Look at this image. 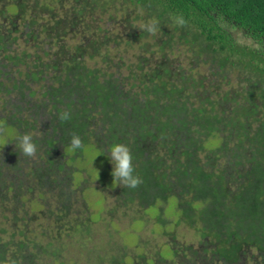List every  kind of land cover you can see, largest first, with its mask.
Instances as JSON below:
<instances>
[{"label": "trees", "instance_id": "obj_1", "mask_svg": "<svg viewBox=\"0 0 264 264\" xmlns=\"http://www.w3.org/2000/svg\"><path fill=\"white\" fill-rule=\"evenodd\" d=\"M73 1L78 6L58 16L48 3L61 0L0 5V92L15 98L7 99L11 112L0 115V125L11 129L4 144L37 129L38 109L47 115L41 134L32 133L37 160L23 156L32 169L25 181L14 164L19 148L7 151L16 157L10 165L0 158L2 218L11 213L15 220L8 203L18 205L39 185L50 190L71 180L72 170L64 171L81 152L70 151L76 133L103 153L115 143L130 147L143 182L121 188L126 203L144 209L176 199V222L202 237L199 250L173 246L180 264H264V0H108L124 8V35L98 34L87 24L100 0ZM177 13L187 26L171 23ZM151 18L161 24L155 36L137 27ZM123 43L138 48L134 60H124ZM22 104L34 108L28 118ZM64 110L72 118L61 122ZM3 223L0 264H42L47 249L24 232L20 239L6 235Z\"/></svg>", "mask_w": 264, "mask_h": 264}, {"label": "rangeland", "instance_id": "obj_2", "mask_svg": "<svg viewBox=\"0 0 264 264\" xmlns=\"http://www.w3.org/2000/svg\"><path fill=\"white\" fill-rule=\"evenodd\" d=\"M1 1L0 5L3 3V0ZM11 1L13 0H4V4ZM61 2L48 3L56 16L63 15L64 12L70 13L74 5L78 6L73 0ZM97 5L95 13L85 20L87 24L91 25L92 29H99L98 34L107 29L115 35H124V8L116 3H108V0H100ZM232 33L240 42L252 44L237 30H232ZM78 39L76 37L68 43L74 44ZM19 44L21 49L25 48L22 41L19 40ZM121 47V50H125V61L134 60V55L139 51L136 46L125 47L124 43ZM26 48L33 50L27 46ZM147 50H143L144 55L148 54ZM110 54H114L113 49ZM178 59L185 67V55H179ZM97 61L96 65L101 64L99 58ZM199 71L203 72V69ZM9 96L0 92V115L11 112L7 99L14 101L15 98ZM35 100L31 99L32 102ZM22 107L25 109L23 116L28 118V113L34 108L25 104H22ZM37 113V129L32 130V133L39 135L47 121V115L41 108ZM6 131L11 129L6 127ZM6 131L4 135L8 136ZM4 135L0 136V158L10 165L16 157L14 154H7V151L18 152L15 143L17 136L8 140L4 146ZM215 142L217 139H213L214 144ZM23 156L21 151L18 152V158L15 159L18 163L14 162L19 167L16 172L20 181H25L28 169L32 170L31 165L27 166L22 161L25 158ZM108 156L110 152L103 153L93 146L86 145L79 155L67 159L69 167H65L64 172L70 175L72 170L73 173L71 180L67 177L64 186L59 185L49 190L48 186L40 188L38 184L39 189L33 194L27 193L18 205L13 207L10 201L8 208L16 209L17 218L12 220L11 213H5L2 218L3 213H0V222H4L2 226L8 230L6 235L13 233L16 239H20L21 235L18 233L21 231L28 237H33L48 251L40 258L42 264H180L183 261L182 253L173 256V246L177 250L187 246L199 250L202 242L199 232L185 223L176 222L178 210L174 197H170L164 205H153L144 209L139 207L136 201L128 204L121 198L120 190L123 186L113 184L114 177L110 169L113 170L114 165ZM35 160L37 158L30 159L32 162ZM11 176V173L6 172L5 180L9 181ZM35 178L36 176H31V180L34 181ZM37 190H42V198L38 197ZM60 191L65 193V199L61 197ZM54 250L57 252L53 255ZM191 257L186 251L185 259ZM194 263L199 264V261L194 260Z\"/></svg>", "mask_w": 264, "mask_h": 264}, {"label": "clouds", "instance_id": "obj_3", "mask_svg": "<svg viewBox=\"0 0 264 264\" xmlns=\"http://www.w3.org/2000/svg\"><path fill=\"white\" fill-rule=\"evenodd\" d=\"M171 23L176 27L187 26V20L182 13H177L169 17ZM160 21L157 18H151L145 23L137 25L142 31L148 32L155 36L160 28ZM61 122L69 121L72 118L70 110H64L58 114ZM5 134V126L0 125V136ZM16 148L18 147L21 153L28 158L35 159L37 156V145L34 142L33 134L25 132L15 138ZM6 144V143H5ZM4 144V146H5ZM84 144L82 138L76 134H72L70 140V151L83 150ZM110 159L114 165L112 175L114 177L113 184L123 186L124 188L135 189L143 182L138 174H134L133 156L130 147L123 143H115L110 148ZM11 264H15L12 261Z\"/></svg>", "mask_w": 264, "mask_h": 264}]
</instances>
